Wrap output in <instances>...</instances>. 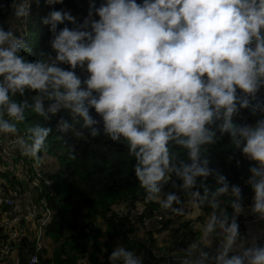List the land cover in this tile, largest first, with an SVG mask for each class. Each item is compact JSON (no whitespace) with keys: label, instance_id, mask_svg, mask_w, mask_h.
Returning <instances> with one entry per match:
<instances>
[{"label":"clouds","instance_id":"obj_1","mask_svg":"<svg viewBox=\"0 0 264 264\" xmlns=\"http://www.w3.org/2000/svg\"><path fill=\"white\" fill-rule=\"evenodd\" d=\"M31 2L11 0L17 20H28ZM42 23L51 33V52L37 60L22 54L23 38L0 26V137L39 167L53 129L35 123L22 136L18 125L29 111L45 121L66 113L56 122L58 133L83 136L74 130L79 124L93 138L102 132L126 145L145 202L185 215L176 193L162 194L175 175L195 205L213 209L200 236L204 246L222 236L217 254L201 251L185 264H264V245L241 243L230 255L240 239L237 217L244 213L240 186L215 173V191L203 184V194L196 190L198 179L214 173L207 146L227 134L235 149L257 162L247 180L254 193L250 211L264 218V120L233 123L264 87V0H89L81 23L61 10L50 11ZM26 93H35L30 104L17 99ZM221 196L231 198V219L216 212ZM200 246L190 245L189 255ZM108 261L142 264V257L117 246Z\"/></svg>","mask_w":264,"mask_h":264},{"label":"trees","instance_id":"obj_2","mask_svg":"<svg viewBox=\"0 0 264 264\" xmlns=\"http://www.w3.org/2000/svg\"><path fill=\"white\" fill-rule=\"evenodd\" d=\"M40 4L42 8L36 17L35 21L37 22L36 24L34 22L29 28L31 30L34 25L36 27L34 45L26 57L29 60L43 59L51 52L49 46L51 33L49 27L42 23V19L50 11H68L74 15L87 14L89 11V0H63V3L55 5H48L46 0H40ZM10 5L11 0H0V26L12 11ZM63 26L58 25V28ZM68 26L72 27L71 24H68ZM23 39L26 41L28 37L24 36ZM52 54L54 55V53ZM34 95L35 93H26L24 97L17 96V99L27 101L30 104ZM262 109H264V87L259 90L254 98H249L248 108L240 110L233 116V123L237 126L242 124L255 125L258 121L264 120V110ZM92 114L95 115L94 110ZM60 116L67 118L66 113L62 112L56 117H51L48 121H45L29 111L26 113L25 122L18 125L19 134L22 136L26 135V129L35 123L53 129L47 141L46 158L40 166L49 181L52 182L51 189L44 184L42 188L49 208L55 213L56 217L54 223L48 226L46 230V238L51 241L52 252L49 254V249L45 250L40 261L41 264H109L108 257L114 249L111 240L118 235L126 236L124 237L128 243V249L126 250L134 252L137 256L141 255L142 252L148 253L149 244L147 241L132 240L127 234L122 235V232L127 231L129 227L130 230L134 228L139 230V225L138 222L124 215H118L115 208L119 206L136 208L140 203L145 207V213L140 220L157 214L163 215L165 212H162L158 204L145 202L143 190L139 188V183L133 171L135 161L128 155L126 145L112 142L102 132L101 135L93 138L89 135L88 130L83 129L79 124L75 125L74 130L83 132V136L76 137L74 132L68 134L58 133L56 122ZM96 118L99 119L98 116ZM217 135L219 136V133ZM4 139L7 138L2 137V140ZM171 150L179 153L178 159L187 162L186 154L178 146L173 145ZM16 154V166L19 167L23 156L19 149L16 150ZM205 156L209 160V167L214 170V173L207 179H198L196 190L201 191L203 194V188L200 187L203 184L210 192L215 191L217 187L215 173H220L227 178L230 185L240 186L242 206L243 208L249 207L247 204L250 203L254 193L247 184V180L250 176L249 169L258 166L257 162L249 160L242 151L235 149L227 134L221 136L215 144L207 146ZM48 160H51L49 167L47 166ZM32 162L34 164L33 160ZM47 167L49 173L45 171ZM0 178L7 181L14 190L25 192L31 189L30 184L21 176V173L18 176H14L12 172H8L6 175L0 173ZM181 183L173 175L167 182L166 189L168 193L174 192L179 196L182 202L180 206L182 207L185 202L191 200V197L181 190L179 187ZM230 200L231 198L228 196L219 197V206L216 209L218 214L221 211L225 212L229 219L233 215ZM74 202L82 204L85 207V213L79 225L71 226L73 233L66 236V223ZM196 209L206 216H210L213 211L206 204L196 205ZM248 210L244 209L248 215L237 217L239 227H242L246 219L253 216L250 214L251 211ZM189 229L191 230V228ZM189 232L185 229L183 234L187 233L188 236ZM176 233L178 234V232ZM3 234L4 231L1 228L0 241L5 237V234L4 236ZM191 235L192 239L196 238L192 233ZM103 239H105L104 242ZM195 242V240L192 241L191 245ZM24 248L23 243L20 244L22 254H24ZM183 248L187 249V246L183 245ZM185 254L189 253L186 252L182 255ZM156 262L158 260L154 257H142V264H157ZM23 264H26V261Z\"/></svg>","mask_w":264,"mask_h":264},{"label":"built area","instance_id":"obj_3","mask_svg":"<svg viewBox=\"0 0 264 264\" xmlns=\"http://www.w3.org/2000/svg\"><path fill=\"white\" fill-rule=\"evenodd\" d=\"M99 3L100 0H96V4L99 5ZM41 8L40 0H32L30 16L26 22L17 20L14 15L13 18L16 24L18 26L21 25L24 32H27L34 23ZM71 14L76 18L78 23H81L88 15V13L79 15ZM63 67L68 66L64 65ZM76 71L82 76L86 75L80 69ZM17 149L19 147L11 143L10 139H4L0 143V163L3 160L9 161L10 164L8 167L10 166L12 169L10 172L14 173V176H18L21 173V176L30 184L31 189L25 192L22 190H14L7 181L0 178V223L5 234L4 239L0 241V264H7L10 259H13L12 264H23V259H25L26 264H41V258H43V254L47 249L46 245L49 241L46 238V230L48 226L54 223L56 217L44 197L42 185L44 184L51 189L52 182L44 174L43 168L41 166L36 167L35 164H32V159L29 157L22 155L23 159L20 162V166H16ZM28 192L31 193V196H26ZM188 202L192 201L189 200L182 206L185 208L186 214ZM252 203L253 197L250 201V204ZM115 211L120 216L124 215L138 222L139 229L141 230L156 229L158 231L166 230L167 232L175 230L174 233L178 232L180 235L185 232L184 228L186 225L183 223L182 218L186 214L177 216L170 210L162 209V212H165V214H157L153 217L140 220L145 213V207L140 205V203L136 208L119 206L115 208ZM248 219L245 220L242 227H239L240 238L244 237L246 231L264 224V218H260L258 215L251 216ZM221 242L222 236L220 235L214 250L200 247L193 250L190 255L178 256L177 254L172 255L169 252L152 249L146 256L157 259V264H185L189 259L198 260L201 251L207 252L210 257H215ZM22 243L25 246L24 254H22L20 249V244ZM260 245H264V239H262Z\"/></svg>","mask_w":264,"mask_h":264},{"label":"rangeland","instance_id":"obj_4","mask_svg":"<svg viewBox=\"0 0 264 264\" xmlns=\"http://www.w3.org/2000/svg\"><path fill=\"white\" fill-rule=\"evenodd\" d=\"M13 11L10 12V14L7 15L6 19L2 22V25L6 30H12L14 32V34L18 37L24 38V36H27L28 39L25 41L27 48L24 50L23 55H25L27 57V55L30 53L33 45H34V36H35V30L36 27L35 25L33 26V28L27 32H24L23 27L21 25H17L16 21L13 18ZM25 34V35H24ZM33 37V38H31ZM2 137H0V143L2 142ZM1 157V156H0ZM49 163H51V160H48L47 162V166L49 167ZM10 164L9 161L7 160H3V162L0 163V172L3 174H7L8 172L12 171V169L10 168V166L8 167V165ZM48 167L46 168V172H48ZM50 169V168H49ZM166 184H163L162 186V194L168 193V190L166 189ZM29 186V185H28ZM27 186V188H28ZM26 188V189H27ZM26 196H31V193L28 192L26 194ZM249 205V207H244L245 210H250L251 205L252 204H247ZM187 214L182 218L183 223H185L186 227L184 229H187V232H189L188 236L187 233L180 235V234H175L174 231H169L167 232L166 230H163L161 232H157L155 231L156 229H144V230H136L135 228L133 230H130V227L127 228V231H123L122 235H128L130 239L132 240H145L147 241V243L149 244L148 247V252L151 251L152 249L155 250H160V251H169L170 254L174 255L177 254L178 256H181L182 254L188 252V246L191 245L192 241H196L198 242L201 246H203L202 242H201V227L202 225H204L207 222V218L209 216H206L205 214H203V212H198V210L196 211V205L193 202H188L187 203ZM195 207V208H194ZM248 210V211H249ZM85 213V207L80 204L79 202H74L69 219L67 220L66 223V236H68L69 234L73 233V230L71 229L72 225H79L80 224V220L83 216V214ZM251 215L254 216V214L250 213ZM241 215H248L246 211H244L243 214ZM204 216V217H203ZM200 219H203L200 221ZM161 226V225H160ZM164 226H166L164 224ZM1 223H0V230H1ZM191 228V230L189 229ZM195 235V239H192V235ZM127 236V237H128ZM220 234L217 233L215 236H213L212 241L207 245L209 247L212 248V246L217 242V240L219 239ZM126 236H116L114 237L111 242L113 244V248L117 247V246H123L126 249H128V243L126 241V239L124 238ZM187 237V238H186ZM105 239H103L102 241L104 242ZM183 245L187 246V249L183 248ZM52 244L51 241L49 240L46 248L49 249V254L50 252H52L51 250ZM200 248V247H199ZM54 252V249H53ZM182 253V254H180ZM147 253L142 252L141 257H147L146 256ZM8 262V261H7ZM6 262V263H7ZM9 262H11V264L13 263V259L9 260Z\"/></svg>","mask_w":264,"mask_h":264},{"label":"crops","instance_id":"obj_5","mask_svg":"<svg viewBox=\"0 0 264 264\" xmlns=\"http://www.w3.org/2000/svg\"><path fill=\"white\" fill-rule=\"evenodd\" d=\"M262 239H264V224L260 225L257 228H253L251 230L246 231L244 237L240 238L237 241V246L234 248L233 253H230V255L232 254H236L239 251V245L241 243L244 244L245 247H249L251 246L253 243L260 245ZM201 248H211L209 246H200ZM216 247V243L212 246V250H214V248ZM7 264H11V262H8Z\"/></svg>","mask_w":264,"mask_h":264},{"label":"water","instance_id":"obj_6","mask_svg":"<svg viewBox=\"0 0 264 264\" xmlns=\"http://www.w3.org/2000/svg\"><path fill=\"white\" fill-rule=\"evenodd\" d=\"M168 181H169V180H168ZM168 181H167V182H168ZM167 182H165V183H167ZM165 183H164V184H165Z\"/></svg>","mask_w":264,"mask_h":264}]
</instances>
